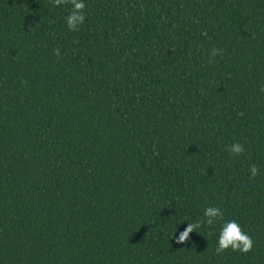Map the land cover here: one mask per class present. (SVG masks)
Masks as SVG:
<instances>
[{
  "label": "trees",
  "instance_id": "trees-1",
  "mask_svg": "<svg viewBox=\"0 0 264 264\" xmlns=\"http://www.w3.org/2000/svg\"><path fill=\"white\" fill-rule=\"evenodd\" d=\"M84 3L0 0V264H264V0Z\"/></svg>",
  "mask_w": 264,
  "mask_h": 264
},
{
  "label": "clouds",
  "instance_id": "clouds-1",
  "mask_svg": "<svg viewBox=\"0 0 264 264\" xmlns=\"http://www.w3.org/2000/svg\"><path fill=\"white\" fill-rule=\"evenodd\" d=\"M56 6L63 4H70L72 6L69 15L66 17V24L70 30H76L79 25H82L85 20V8L86 4L84 0H54ZM218 49L213 48L211 55L215 57L218 53ZM57 56L60 55L59 49L55 50ZM211 62V61H209ZM264 91V88L261 89ZM229 151L232 154L239 155L244 153V146L235 142L231 145ZM259 173L258 167L253 164L250 168V179L255 178ZM224 213L219 207L209 206L204 210V217L206 221L200 220L196 222H189L186 227L179 232V235L174 236V242L179 245L186 244L190 241V234L201 227L206 222L207 225L213 226L214 221L217 219L223 220ZM253 239L249 236L241 227V225L235 219L225 221L220 227V234L218 237V246L216 247V253H222L227 249L232 251H240L247 253L252 250Z\"/></svg>",
  "mask_w": 264,
  "mask_h": 264
}]
</instances>
